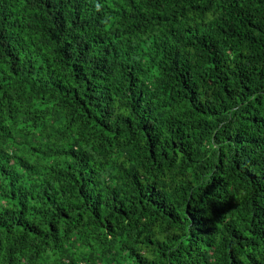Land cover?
<instances>
[{
	"label": "trees",
	"instance_id": "16d2710c",
	"mask_svg": "<svg viewBox=\"0 0 264 264\" xmlns=\"http://www.w3.org/2000/svg\"><path fill=\"white\" fill-rule=\"evenodd\" d=\"M0 264H264V0H0Z\"/></svg>",
	"mask_w": 264,
	"mask_h": 264
}]
</instances>
